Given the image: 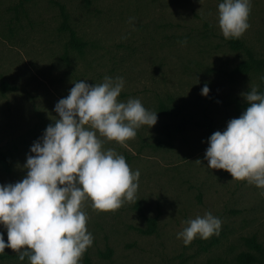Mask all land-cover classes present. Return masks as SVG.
I'll list each match as a JSON object with an SVG mask.
<instances>
[{
  "label": "rangeland",
  "instance_id": "374dc122",
  "mask_svg": "<svg viewBox=\"0 0 264 264\" xmlns=\"http://www.w3.org/2000/svg\"><path fill=\"white\" fill-rule=\"evenodd\" d=\"M222 2L0 0V153L9 163L7 170L0 161V185L26 177L30 149L58 119L55 105L73 83L123 77L118 100L139 99L157 113V123L137 129L128 148L100 137L104 150L140 172L137 202L115 213L85 202L93 244L80 264H264V190L209 169L205 159L210 136L249 106L242 93L255 86L264 95V66L237 72L247 52L264 65V0H250L241 49L219 27ZM61 8L79 50L67 45ZM208 212L222 221L219 235L186 246L177 234ZM0 233L7 243L3 225ZM5 253L0 264H30L10 248ZM244 253L257 261L242 263Z\"/></svg>",
  "mask_w": 264,
  "mask_h": 264
},
{
  "label": "clouds",
  "instance_id": "9594fccd",
  "mask_svg": "<svg viewBox=\"0 0 264 264\" xmlns=\"http://www.w3.org/2000/svg\"><path fill=\"white\" fill-rule=\"evenodd\" d=\"M250 12V0H224L218 5L225 39L243 37L250 28ZM73 85L55 105L58 119L32 145L24 165L26 177L0 185V225L7 230V243L0 233V254L10 248L20 261L27 257L30 264H80L93 244L82 210L85 202L90 200L98 212L112 213L125 202H137L140 172H133L114 149L104 150L100 137L128 148L137 129L157 123V113L139 99L118 100L123 77ZM201 94H209L207 83ZM242 96L249 106L228 122L226 130L210 136L205 159L209 169L223 170L232 180L264 190V95L252 86ZM186 223L177 234L186 246L197 236L207 240L219 235L222 226L211 212Z\"/></svg>",
  "mask_w": 264,
  "mask_h": 264
},
{
  "label": "trees",
  "instance_id": "16d2710c",
  "mask_svg": "<svg viewBox=\"0 0 264 264\" xmlns=\"http://www.w3.org/2000/svg\"><path fill=\"white\" fill-rule=\"evenodd\" d=\"M61 17H62V25L61 28L62 30H65L68 32L69 34V40L67 45H69L70 47H73L75 49H80L82 47V43L77 39L75 31L68 25L67 22V15L65 14V12L63 11V9L61 8ZM229 44L235 48V49H241L243 48V43L239 40V39H229ZM249 61L248 62H242L238 67H237V72L239 73H249L250 71H252L253 69H260L262 68L264 65L261 61L255 59L253 57L252 54H250L249 52H247ZM161 109L163 110V112H167V109H165L164 107H161ZM0 161L2 162V164L5 166V168L8 170L9 169V163L7 158L5 157L4 154L0 153ZM154 221L151 220L150 221V228L152 229L154 226ZM150 229V230H151ZM15 259H18V255H12ZM239 260L242 263H254L257 261V259L250 255L249 253H244L241 254V256H239ZM24 261L29 262L28 258L26 257ZM30 263V262H29Z\"/></svg>",
  "mask_w": 264,
  "mask_h": 264
}]
</instances>
